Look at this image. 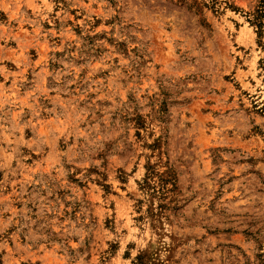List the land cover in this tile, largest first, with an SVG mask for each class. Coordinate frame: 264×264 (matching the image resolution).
<instances>
[{"label": "rangeland", "instance_id": "374dc122", "mask_svg": "<svg viewBox=\"0 0 264 264\" xmlns=\"http://www.w3.org/2000/svg\"><path fill=\"white\" fill-rule=\"evenodd\" d=\"M0 264H264V0H0Z\"/></svg>", "mask_w": 264, "mask_h": 264}]
</instances>
